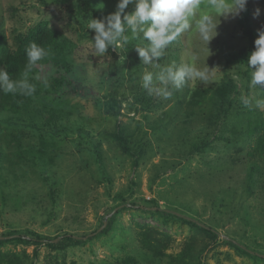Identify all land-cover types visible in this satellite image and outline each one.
<instances>
[{
    "label": "rangeland",
    "instance_id": "rangeland-1",
    "mask_svg": "<svg viewBox=\"0 0 264 264\" xmlns=\"http://www.w3.org/2000/svg\"><path fill=\"white\" fill-rule=\"evenodd\" d=\"M107 2V8L114 4ZM10 8L16 11L11 14ZM203 14L213 15L218 24L217 35L208 45L196 27ZM234 18L219 17L209 0H202L192 27L180 34L181 44L170 46V54L162 57V62L143 63V74L151 72L159 89L157 77L164 69L191 64L200 70L208 67L207 80L188 81L173 97L152 91L154 102L149 107L130 106L129 98L117 114L109 99L113 79L110 59L107 53L103 57L96 53L91 43L95 33L88 29L91 20L72 0H0V25L8 38L13 31L26 32L46 21L73 44L66 52L71 64L66 80L62 71L43 67L24 113L16 119L0 114V132L15 133L23 153L18 158L5 142L0 143V234L16 230L47 239L63 234L83 236L99 231L103 215L113 213L107 233L89 241L60 248L7 244L0 252L26 253L29 264H112L122 259L149 264L151 256L141 242L150 231L167 254L175 255L184 242L191 241L197 246L209 244L203 252L207 264H264L238 253L222 239L227 237L264 255V191L256 187L254 193H248L245 170L234 164L247 148L245 134L233 136L234 118L229 117L223 120L227 129L208 135L210 145L203 148L200 142L205 125L184 117L185 91L189 90L188 101L191 92L211 89L223 77V60H218L214 47L224 41L232 46L244 43ZM263 20L261 10L258 16L255 13L258 26ZM117 56L122 61L121 50ZM235 99H249V110H243L255 115V109H264V104H257L264 99V86L238 85ZM174 107L178 110L171 111ZM52 112L55 117L49 120ZM118 126L130 135L131 147L138 152L135 161L114 142ZM194 145L200 152H194ZM29 147L46 154L44 163L36 158L37 151L28 153ZM125 201L132 205L123 209L120 205ZM151 201L165 211L215 229L220 238L210 242L176 217L151 210ZM156 264H166V260Z\"/></svg>",
    "mask_w": 264,
    "mask_h": 264
},
{
    "label": "trees",
    "instance_id": "trees-1",
    "mask_svg": "<svg viewBox=\"0 0 264 264\" xmlns=\"http://www.w3.org/2000/svg\"><path fill=\"white\" fill-rule=\"evenodd\" d=\"M258 1L257 3H251V1L248 0L246 11L241 12L239 16L234 18L235 26L239 29L238 32L244 43L242 45L232 46L229 45L228 41H224L222 44L216 45L213 49L218 60H223V69L225 71L222 79L211 89L204 88L202 90H194L191 92L188 101L186 98L189 90H186L184 93L185 97L182 99L185 100L183 108H185L184 117L187 118L186 120H190L193 123L200 120V122L205 125V129L201 131L203 141L200 142V145L203 148L210 145L209 141L206 139L208 135L214 136L216 135V132H223L227 129L223 124V120L229 117L234 118V124L233 127L230 128V132L233 136H236L238 133H244L246 136L245 144L247 146L246 150H243L244 153L236 157L234 164L243 166L246 177L245 188L250 194L254 193L256 187H259L260 190L264 191V109H260L259 111H256L255 109L253 111L255 112V115H248L243 108L249 110V99L245 101H237L235 95L238 94V85L242 87L251 83V70L247 66V59L250 53L254 51V41L258 38V30H264V24L258 26L256 24L257 21H255V13L257 12V9L261 10V13L264 15V0ZM72 2L76 4L77 9L82 11L85 16L91 20L92 18L102 19L113 13L116 10L118 0H111L114 4L110 3L108 8L105 6L108 3L107 0H72ZM134 10L135 3L130 4L125 11L126 13H131ZM14 11H16L15 8H10L9 10L11 14H13ZM2 25L3 24L1 23L0 69L7 71L13 80L21 79L27 65L26 49L32 42H35L45 48L48 52V56L40 61L38 65L33 67L31 72H29V82L36 87L35 80L37 75L41 69L46 66H50L53 70L62 71L66 76L64 77V80H66L68 74L71 73V64L66 58V52L68 48L71 46L73 47V44H71V41L67 37H65L60 31L51 28L46 21L36 23L33 27L27 29L26 32H19L17 30L13 31L10 34V38H8L3 32ZM127 34L131 37L130 32ZM176 42L180 43V35L168 46L157 62H162V57L166 58L167 55L169 56V47L176 44ZM145 46H147L145 41L130 38L129 44L126 48H111L107 52L113 73L109 99L114 105L117 114H119L122 109V103L128 102L129 98L132 99V103L129 104L130 106L144 105L145 107H149L154 102V95L142 87L144 64L140 60L135 49L136 47ZM117 50H121L122 61L117 56ZM241 77H243V79ZM69 81L70 79L68 78L67 83ZM186 88L188 87H185L182 92ZM244 88L249 90L250 86H245ZM180 89L181 88L174 90L172 97L177 95L181 91ZM33 93L31 95H25L17 91L16 93L6 94L0 90V114H6L9 119L20 117L33 100ZM262 101H264V99ZM177 110L178 107H174L171 111ZM52 114L53 112L49 114V120H52L55 117V113L54 116ZM237 117H240V119H237ZM22 120L24 121L23 116ZM184 124L187 125V121H184ZM223 127L226 128L223 129ZM186 131L187 130L185 129V132ZM129 136L130 135L123 133L120 126H118L113 133L114 142L119 150L133 158L135 161L137 156L136 153L138 152L135 153V151H133ZM1 142H5L7 147L12 149V152L16 154V157L21 158L23 156L21 139L15 133L8 131L3 134L0 132V143ZM42 147L45 148V146ZM194 148V152H200L196 145H194ZM27 149L28 153L31 151H37L36 158L44 163L43 161L45 160L43 157L46 155L45 153H41V151L37 149L33 150L30 147ZM0 154L2 153L0 152ZM97 157L100 158L99 155H97ZM150 203L152 205L149 207L151 210L157 213L164 212L169 217H176L190 227L203 233L212 243L217 242L220 238L219 233L215 229L206 226L191 217L177 215L172 211H165L158 207L157 203L153 201ZM131 205L132 203L129 204L125 201L120 207L125 209ZM145 209H147V207ZM112 214V211H110V213L103 215L102 222L98 227L99 231L95 230L91 234L83 236L63 234L55 239H47L44 236L30 231L21 232L14 230L0 234V247L7 244L24 246L44 245L54 248H60L66 243L77 245L83 241L91 240L92 237L106 234L111 227ZM104 223L105 226L103 227ZM152 234L153 232L149 231L146 234V239H142L141 242L143 245L142 249L151 256L152 263L149 264H156L158 260L161 261L162 259L166 260V264H207L206 260L203 259V252L207 250L209 244H201L197 246L191 241H186L178 253L171 255L164 253L163 247H158L156 238L153 237ZM222 239L230 244L238 253L264 261V255L251 251L246 246L236 243L233 240H229L227 237ZM53 240L57 241L53 243ZM28 260L30 259L26 253L13 254L0 252V264H29L26 263ZM112 264L139 263L133 259H122L114 261Z\"/></svg>",
    "mask_w": 264,
    "mask_h": 264
},
{
    "label": "clouds",
    "instance_id": "clouds-1",
    "mask_svg": "<svg viewBox=\"0 0 264 264\" xmlns=\"http://www.w3.org/2000/svg\"><path fill=\"white\" fill-rule=\"evenodd\" d=\"M247 2L248 0H209V6L219 17L234 18L246 11ZM133 3L135 10L126 13L125 10ZM201 3L202 0H118L113 13L102 19L92 18L89 22L88 29L95 33L91 43L96 53L103 57L111 48H126L130 38L141 39L147 46L135 48L138 56L145 65L152 64L160 59L181 33L192 27V18ZM259 11L257 9V16ZM217 26L211 14L200 15L196 21L199 35L207 45L217 35ZM129 32L131 37L127 34ZM26 56V70L21 79L13 80L7 71L0 69V90L6 94L19 91L31 95L35 91L28 75L33 67L48 56V52L44 47L32 42L26 49ZM247 66L250 70L255 69L251 70V85L264 86V30H258V38L254 41V51L248 56ZM208 72V67L206 70H200L191 64L169 66L157 77L161 87L156 89L153 74L146 71L142 77V87L150 93L158 91L160 95L168 98L174 90L181 88L188 81L207 80ZM257 104H264V101H258Z\"/></svg>",
    "mask_w": 264,
    "mask_h": 264
}]
</instances>
